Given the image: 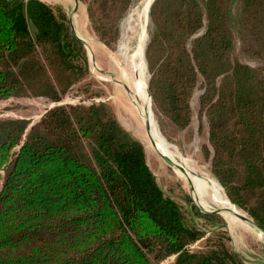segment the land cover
<instances>
[{"label": "trees", "instance_id": "16d2710c", "mask_svg": "<svg viewBox=\"0 0 264 264\" xmlns=\"http://www.w3.org/2000/svg\"><path fill=\"white\" fill-rule=\"evenodd\" d=\"M92 29L113 50L129 0H87ZM250 46L262 63L235 57L233 0H155L146 59L162 130L199 114L202 147L229 199L264 230V0H242ZM120 4V6H119ZM250 26V25H249ZM90 70L88 48L61 6L0 0V101L61 102ZM224 222L159 185L145 146L111 103H63L30 126L0 118V264H247L230 236L207 238L191 215Z\"/></svg>", "mask_w": 264, "mask_h": 264}, {"label": "rangeland", "instance_id": "374dc122", "mask_svg": "<svg viewBox=\"0 0 264 264\" xmlns=\"http://www.w3.org/2000/svg\"><path fill=\"white\" fill-rule=\"evenodd\" d=\"M44 1L54 7L61 6L77 35L86 40L89 73L73 86L61 102H53L46 97H12L0 101V118H25L32 126L48 109L59 103L90 104L100 101L111 103L120 122L144 144L147 162L165 193L177 201L187 214L190 203H193L203 212L210 213L216 210L215 214L224 221L215 222L210 218L192 214L193 223L203 229L206 236L191 248L204 249L208 237L217 234L228 235L231 238L227 241L228 244L244 257L247 264H264V233L245 220L242 221L240 218L233 220V216L228 217L226 208L220 202L225 197L233 203L212 174L210 162L202 150L203 145L209 142L207 119L201 118L199 114V97L202 89L197 88L192 97L194 116L191 123L177 133L173 132L171 124L162 130L156 108L153 102L151 104L148 100L147 84L151 75L146 59V46L151 31L148 12L150 0H129L121 18L113 14L109 22L120 27V36L113 45V50L104 45L94 33L88 16L87 0ZM242 4V0H233L230 9V20L235 33V57L241 62L258 66L262 59L253 51L247 50L251 43L249 32L252 20L242 18L241 21ZM139 42L141 45L138 50ZM152 115L158 124V133L168 141L166 145L161 144L164 147L163 152L146 138L148 134L152 139L147 124L154 135L150 123ZM214 186L217 188L216 191L223 194L222 200L215 195ZM234 205L245 216L250 217L246 211ZM175 257H170L162 264L173 261Z\"/></svg>", "mask_w": 264, "mask_h": 264}, {"label": "bare ground", "instance_id": "6f19581e", "mask_svg": "<svg viewBox=\"0 0 264 264\" xmlns=\"http://www.w3.org/2000/svg\"><path fill=\"white\" fill-rule=\"evenodd\" d=\"M140 10V9H139ZM144 13V12H143ZM129 22V21H128ZM129 28V27H128ZM135 29V28H134ZM127 32L128 31H126V34H127ZM136 32V31H135ZM145 32V31H144ZM128 36H130V35H128ZM131 36H133V35H131ZM131 39V38H130ZM134 40V39H133ZM141 40V39H140ZM144 40V39H143ZM127 43V42H126ZM134 43V42H133ZM144 45V44H143ZM124 51V50H123ZM144 51V50H143ZM145 69V68H144ZM144 89H145V86H144ZM142 98H143V100H144V94L142 93ZM145 101V100H144ZM152 119L150 120V123H151V125H152V128L154 129V135H153V133H152V129H151V127L149 128L148 126H147V130H148V132H149V134H150V136L152 137V139L148 136V134H147V140L148 141H150L152 144H154L155 145V139L159 142V143H161V144H167L168 143V141L160 134V133H158L159 131H158V124H157V122H156V120H155V118L153 117V115H152V117H151ZM147 121V120H146ZM150 126V125H149ZM163 147V146H162ZM164 148V147H163ZM176 152H177V150H175ZM178 153V152H177ZM166 156V155H165ZM192 163V162H191ZM191 166H192V164H191ZM193 168V167H192ZM188 174V173H187ZM205 175V174H204ZM205 176H207V175H205ZM211 183H212V181H211ZM214 185V184H213ZM214 192H215V195H217L218 197H219V199L220 200H222L221 198H223V194L222 193H219L218 191H216L217 190V188L214 186ZM217 200V199H216ZM224 201V202H223ZM223 201H220L221 202V204L226 208V212L228 213V217H232V219L233 220H235V219H238V218H240L242 221L244 220V218L243 217H246L245 216V214L240 210V209H238L237 207H235V205L233 204V203H231V202H229L225 197L223 198ZM248 223V222H247ZM235 224V223H234ZM231 227H233V225L231 224ZM261 233H262V231H260ZM263 234V233H262Z\"/></svg>", "mask_w": 264, "mask_h": 264}, {"label": "water", "instance_id": "95a60500", "mask_svg": "<svg viewBox=\"0 0 264 264\" xmlns=\"http://www.w3.org/2000/svg\"><path fill=\"white\" fill-rule=\"evenodd\" d=\"M154 1L155 0H150V2L148 3V12H150V10H151V7H152V4L154 3ZM84 42H86V40L85 39H83L82 37H80ZM140 45H141V43L139 42V44H138V50H139V48H140ZM146 66H147V64H146ZM150 81V80H149ZM147 88H148V90H147V94H148V100H149V102H151V104H152V102H153V99H152V95H151V91H150V84L148 83L147 84ZM60 104H63V103H59V105ZM153 104H154V102H153ZM55 106V105H54ZM53 106V107H54ZM147 126L150 128V126H149V124H147ZM155 145H156V147L158 148V150L160 151V152H163L162 150H164V148L162 147V145H161V143H159L156 139H155ZM202 210V209H201ZM210 213H217V211L216 210H212V211H210ZM244 218V220L245 221H247L248 223H250L251 225H253L254 227H256V228H258L260 231H262L263 233H264V230L262 229V228H260L258 225H257V223L251 218V217H243Z\"/></svg>", "mask_w": 264, "mask_h": 264}]
</instances>
